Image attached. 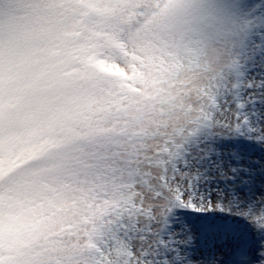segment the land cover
I'll return each mask as SVG.
<instances>
[{
    "label": "snow or ice",
    "instance_id": "6c2138e0",
    "mask_svg": "<svg viewBox=\"0 0 264 264\" xmlns=\"http://www.w3.org/2000/svg\"><path fill=\"white\" fill-rule=\"evenodd\" d=\"M0 264H264V0H0Z\"/></svg>",
    "mask_w": 264,
    "mask_h": 264
}]
</instances>
